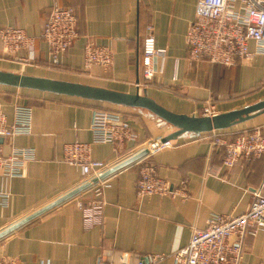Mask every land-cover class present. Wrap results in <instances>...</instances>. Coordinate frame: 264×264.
Segmentation results:
<instances>
[{"label": "crops", "instance_id": "0c3cea01", "mask_svg": "<svg viewBox=\"0 0 264 264\" xmlns=\"http://www.w3.org/2000/svg\"><path fill=\"white\" fill-rule=\"evenodd\" d=\"M198 0H0V31L23 29L36 39L33 58L25 50L9 52L0 40V70L34 77L82 83L124 93L146 94L166 109L202 116L212 101L217 114L264 100V54L235 67L190 62L186 35L195 19ZM74 10L79 37L53 64L42 32L53 7ZM153 28L156 46L166 56L155 58L156 75L143 82V44ZM88 43L108 47L110 68L83 71ZM175 77V78H174ZM17 102L32 108L28 135L0 139L4 154L32 150L22 175L6 177L0 168V231L90 180L63 160L64 147L91 144V156L109 169L150 142L175 129L143 109L0 85V104L8 122H15ZM96 110L115 112L127 120L138 140L123 146L94 142ZM260 127L264 111L248 121L210 133H186L157 148L145 160L169 183L170 195L139 198L141 163L128 166L101 181L105 184L101 223L87 225L84 208L96 199L97 184L70 198L35 221L0 240V256L18 264H99L112 251L145 257L149 264H175L177 248L189 244L194 227L206 228L214 214L241 215L253 193L264 195V154L232 168L223 166V153L212 151L214 134L234 140L243 129ZM144 159V158H143ZM211 169L210 172L208 169ZM105 169V170H106ZM185 183V186L182 185ZM2 194H7L2 203ZM239 244V238H232ZM239 264L264 261V226L243 240ZM164 257L151 261L150 257Z\"/></svg>", "mask_w": 264, "mask_h": 264}, {"label": "built area", "instance_id": "2783aa9c", "mask_svg": "<svg viewBox=\"0 0 264 264\" xmlns=\"http://www.w3.org/2000/svg\"><path fill=\"white\" fill-rule=\"evenodd\" d=\"M143 44L142 71L144 84L150 83L155 75V58L166 56V49L156 46L153 28ZM79 37L78 19L73 9L55 6L50 12L42 32V39L49 47L53 64L63 56ZM0 40L9 52L25 50L33 58L36 39L21 28H3ZM190 62L207 61L211 65L235 67L252 62L258 54H264V0H198L195 19L186 35ZM113 54L108 47L88 43L85 46L83 71L92 67L110 68ZM175 78V77H174ZM204 116L217 114L212 101L202 108ZM32 130V108L17 102L15 122L10 124L0 104V139H10L17 135H28ZM92 131L94 142L113 143L123 146L138 140L131 124L120 114L96 110L93 115ZM212 151L223 153V166L232 168L239 163H249L264 154V135L260 127L243 129L236 133L234 140L225 134H214ZM155 141V140H154ZM152 141V142H154ZM151 143V142H150ZM149 143V144H150ZM168 144V143H167ZM89 143L75 142L64 147L63 160L82 170L91 179L99 176L107 164L96 161L91 156ZM34 159L32 150H18L11 155L4 154L0 144V168L6 177L22 175L24 164ZM140 176L137 181L139 198L155 194L170 195L169 183L157 174L156 166L148 160H140ZM210 172V168L208 169ZM185 186V183H182ZM105 184L99 182L94 190L96 199L88 204L84 212L87 225L101 223L104 202L100 198ZM2 203L8 195L2 194ZM264 226V195L253 193L248 211L241 215L214 214L206 228L194 227L190 242L177 248L172 257L175 264H239L243 253V240L249 234L256 235ZM238 237L239 244L232 238ZM164 257L154 256L150 260L161 261ZM0 264H18L15 260L0 256ZM99 264H149L145 257L127 251H112L100 259ZM260 264H264V261Z\"/></svg>", "mask_w": 264, "mask_h": 264}, {"label": "water", "instance_id": "95a60500", "mask_svg": "<svg viewBox=\"0 0 264 264\" xmlns=\"http://www.w3.org/2000/svg\"><path fill=\"white\" fill-rule=\"evenodd\" d=\"M0 85L143 109L159 117L175 129V131L168 136L156 139L131 157L109 169H106L99 176L91 178L79 187L44 205L23 219L0 231V240L21 227L35 221L70 198L87 190L100 181L105 180L114 173L137 163L157 148L162 147L168 142L175 140L186 133L202 134L228 129L244 123L254 117L258 112L264 111V100H262L245 108L216 114L214 116L178 114L158 104L148 95L140 94L139 92L135 94L124 93L82 83L34 77L2 70H0Z\"/></svg>", "mask_w": 264, "mask_h": 264}]
</instances>
